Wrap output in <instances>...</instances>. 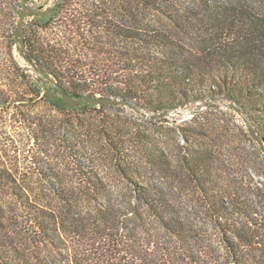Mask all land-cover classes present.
I'll return each instance as SVG.
<instances>
[{"label":"trees","instance_id":"trees-1","mask_svg":"<svg viewBox=\"0 0 264 264\" xmlns=\"http://www.w3.org/2000/svg\"><path fill=\"white\" fill-rule=\"evenodd\" d=\"M194 1L200 3V12L171 6L170 0H137L138 5L169 17L181 28L189 40L182 47L170 45L158 31L116 32L110 14L97 0H62L53 14L35 21L45 30L50 26L43 27V23H54L60 16L55 25L74 32L89 56H75L63 44L39 34L26 36L27 58L40 75L47 80L49 76L75 98L124 100L153 115L200 103L233 104L264 143V0ZM24 2L0 0V37L1 17L19 14ZM85 29L125 34L147 44L163 41L179 52L166 57L109 47L85 40ZM33 84L36 92L32 95L37 98L39 91ZM27 99L22 92L0 89V110L14 108L18 115ZM51 104L60 108L56 102ZM93 109L100 118L98 134L111 150L113 169L125 181L128 194L120 190L119 198H114L98 170L83 161L82 151L68 147L74 181L82 187L80 199L85 202L87 196L86 201L96 205L85 211L74 204L77 193L67 196L63 181L58 190L61 208L50 210L28 197L21 199L24 216L38 226L45 244H20L0 215V264H264V211L229 161L207 144L209 131L203 128V132L185 134L174 162L166 148L141 137L134 154L120 138L119 128L101 118L113 107ZM22 121L25 127H36L35 142L52 134L50 125L38 118ZM241 129L249 137L245 125ZM38 164L43 179L59 180L60 174L45 162ZM0 179L21 198V186L9 170L0 168ZM189 191L200 197L220 244H206L190 216H185L183 197ZM161 233L169 238L168 244Z\"/></svg>","mask_w":264,"mask_h":264},{"label":"rangeland","instance_id":"rangeland-1","mask_svg":"<svg viewBox=\"0 0 264 264\" xmlns=\"http://www.w3.org/2000/svg\"><path fill=\"white\" fill-rule=\"evenodd\" d=\"M57 1L25 0L19 14L11 13L12 15L8 17L4 15L1 17L3 37H0V89L22 92L28 98V101L19 106L18 111L21 113L18 115L14 108L0 110V168L10 171L23 191L20 198L11 189L4 186L0 179V215L3 221L11 227L12 233L20 244H45L43 234L40 233L38 226L24 216L21 199L24 200L28 197L37 206L50 210L55 207L61 208L62 204L59 199L61 197L58 190L62 189L63 181L66 183L64 191L67 192V196L72 191L77 193V200L74 204L85 207V211L88 207L96 205L86 201L89 198L87 196H85V202L80 199L82 198V187L74 181L76 177L70 164L72 158L71 150L68 147L75 146L76 149L82 151L83 161L98 170L108 183L114 198H119L120 190L127 193L125 181L113 169L115 162L112 152L98 134L100 118L93 108H99V106L85 104L76 108L80 110L79 112L65 110L64 107H69L66 106L63 93L57 88L59 86L45 79L35 70L26 60V49L22 52L21 46L17 42L20 14L27 8L47 10L52 8ZM97 1L110 14L109 19L117 26L116 32L118 33L140 30L158 31L167 37V41L171 42L170 45L172 42L182 47L189 44L185 33L169 17L156 11H150L142 4L138 5L137 0H130L131 3L124 0ZM229 1L250 2V0ZM170 2L171 6L176 8L184 6L195 8L197 12L201 11L198 1L170 0ZM36 18L39 17L29 16L26 18L24 40L27 35L45 34L54 42L66 46L75 56H85V58L89 56L86 46L84 49L83 41L74 35V32L72 34L55 25L60 16L55 18L54 23L52 21L49 24L43 23V27L50 26V29L45 30L35 21ZM88 38L95 43L105 44L109 47L149 51L166 57L179 52L174 46L163 44V41L147 44L135 37L109 31L88 32L85 29V40ZM33 82L39 91L37 98L32 95L33 91L36 92ZM52 102L58 103L60 108L52 105ZM211 103L225 104L224 101ZM109 106L113 109L104 111L101 118L114 123L119 128L120 138L130 146L129 148L134 154L139 151L138 137H141L147 141L157 142L166 148L169 157L175 162L180 147L185 144V134L203 132V128L209 131L208 136L211 141L210 144L208 142L207 144L229 161L243 181L247 192L260 202L264 211V161L256 148L259 147L257 142L249 134L246 126V133L249 137L242 131L241 127L245 124L237 112L228 108H207L205 103H200L157 116L144 112L133 105H131L132 107L122 104ZM23 118L40 119L46 126L50 125L52 134L48 133L46 139L35 142L33 137L34 134H38V131L36 127H25ZM200 118H204V120ZM204 125L205 127H203ZM64 140L67 141L64 142ZM43 149L50 151L41 153ZM142 161L146 166L144 160ZM40 162H45L47 167L58 172L59 180L53 179L51 182L43 179L38 170ZM151 176L152 174H149L148 171V177ZM126 197L122 196L121 199L128 201V197ZM183 201L184 214L190 216L191 222L196 226L195 230L199 238L206 244H220L219 235L198 194L189 191L187 195H184ZM160 237L163 238L165 244H168L167 236L161 233Z\"/></svg>","mask_w":264,"mask_h":264},{"label":"water","instance_id":"water-1","mask_svg":"<svg viewBox=\"0 0 264 264\" xmlns=\"http://www.w3.org/2000/svg\"><path fill=\"white\" fill-rule=\"evenodd\" d=\"M62 0H58L56 2V4L52 7L49 8L47 10H42V9H34V8H27L26 10H24L21 14H20V20L18 22V27H17V42L20 44L21 46V51L23 52L24 49H26L25 47V40H24V23L27 17L29 16H33V17H45L48 16L52 13L55 12V10L59 7V5L61 4ZM26 60H28V58H26ZM29 61V60H28ZM31 64V63H30ZM32 65V64H31ZM33 66V65H32ZM34 67V66H33ZM35 68V67H34ZM46 77L48 79H50L51 82H53V84H56V82L51 79L49 76L46 75ZM59 91H61L63 93L64 99L66 101V106L69 108H78L80 105H85V104H90L93 106H99V107H103V106H109V105H129L130 107H132L130 103L124 101V100H115V99H106V98H85V97H80V98H75L73 96L68 95L67 93H65L61 88L57 87ZM51 96V95H50ZM56 101V99H54ZM207 108H216V109H231L235 112H237L249 134L254 138V140L257 142L260 150L262 151V153L264 154V143L263 141L260 139V137L257 135V133L255 132V130L253 129V127L250 125V123L247 121V119H245V117L243 116V114L241 113V111H239L233 104H229L226 103L221 105V104H216V103H205ZM163 116L166 115L165 113L162 114H157V116ZM157 116H153V117H157Z\"/></svg>","mask_w":264,"mask_h":264}]
</instances>
